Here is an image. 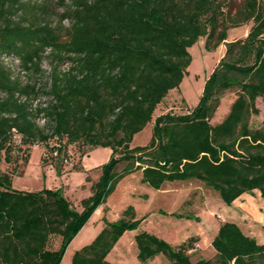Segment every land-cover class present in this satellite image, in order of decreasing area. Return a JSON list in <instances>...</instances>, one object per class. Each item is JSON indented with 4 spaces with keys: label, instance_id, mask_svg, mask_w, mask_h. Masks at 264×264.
I'll return each mask as SVG.
<instances>
[{
    "label": "trees",
    "instance_id": "trees-1",
    "mask_svg": "<svg viewBox=\"0 0 264 264\" xmlns=\"http://www.w3.org/2000/svg\"><path fill=\"white\" fill-rule=\"evenodd\" d=\"M56 1L64 12L52 27L40 21L42 6L0 0V153L10 154L13 137L25 146L43 144L58 175L68 146H80V158L97 147L108 148L110 157L97 167L94 182L90 170L72 166L90 183L80 211L61 189H15L12 175L0 170V264H60L94 211L135 171L154 190L166 182L197 180L228 206L255 190L264 202V120L259 128L249 126L251 115L258 114L256 99L264 102V0H236L234 13L225 9L235 0ZM249 22L245 38L226 41L228 29ZM199 38H205L206 51L223 45L224 54L198 103L183 114L156 116L149 142L131 146L168 92L181 84L191 62L188 48ZM2 56L16 57L20 69L31 74H38L48 57L49 83L22 84ZM233 87L239 89L236 98L212 125L220 96ZM40 95L48 101L34 105ZM122 163L126 166L117 171ZM143 219L131 205L115 221L103 218L101 230L74 251L70 264H114L108 254ZM192 241L172 246L141 231L134 236L136 258L142 264L158 255L167 264H264V243L234 222H221L211 240L216 263L192 262L187 253Z\"/></svg>",
    "mask_w": 264,
    "mask_h": 264
},
{
    "label": "rangeland",
    "instance_id": "rangeland-1",
    "mask_svg": "<svg viewBox=\"0 0 264 264\" xmlns=\"http://www.w3.org/2000/svg\"><path fill=\"white\" fill-rule=\"evenodd\" d=\"M30 4H37L41 22H47L52 27L59 24L64 9L56 0H24ZM239 1H232L225 10L234 13ZM252 23L243 24L227 31L226 41H235L246 37ZM62 26L67 28L69 22L64 20ZM205 38L188 48L191 62L187 73L178 88L168 92L167 96L157 106L152 121L140 132L133 136L131 146L146 145L152 134V124L156 116L172 112L173 114L186 113L193 108L202 94L205 81L224 54V46H218L214 51L204 49ZM5 66L13 77L18 78L22 84L35 83L45 86L49 83L51 70L50 59L45 57L40 65L38 74L22 71L16 57L2 56ZM239 80H245L237 77ZM247 81V80H245ZM239 89L233 87L220 96L219 106L210 120L212 125L219 123L227 114L231 103L236 98ZM48 97L40 95L34 100L35 104H44ZM255 105L258 114H252L249 120L251 128H259L264 120V102L257 98ZM39 126H43L42 119H37ZM49 146L55 141L50 140ZM81 147L71 145L67 148V159L62 163V174L55 170L46 147L43 144L25 146L19 138L13 137L12 151L8 156L0 153V170L12 175L13 187L24 191H39L43 188L61 189L63 196L69 200L71 206L77 211L81 210L80 200L90 194V183L85 180L83 172H72V166L81 167V161L94 168L89 169L91 182L98 179L100 170L97 168L108 161L110 150L97 147L90 154L80 158ZM27 158V162L24 160ZM126 163L118 166L120 171ZM85 170V169H84ZM141 171H135L124 177L116 186L115 191L108 197L102 208L98 207L90 216L85 225L69 243L60 264H70L74 251L90 243L103 226V218L115 221L122 216L123 210L131 205L134 207L136 218L143 221L136 230L126 231L107 256V260L114 264H142L137 258V248L134 242L136 233L146 231L163 239L172 246L192 241L193 249L189 250L190 260H211L216 263V253L210 243L221 222L230 221L237 224L244 234L254 237L258 243H264V202L257 190L252 194H244L241 199L230 206L225 205L217 191L204 186L197 180L166 182L160 190H154L140 182ZM59 239L54 238L52 245L58 246ZM146 264H167L163 255H158Z\"/></svg>",
    "mask_w": 264,
    "mask_h": 264
},
{
    "label": "crops",
    "instance_id": "crops-1",
    "mask_svg": "<svg viewBox=\"0 0 264 264\" xmlns=\"http://www.w3.org/2000/svg\"><path fill=\"white\" fill-rule=\"evenodd\" d=\"M111 152V151H110ZM91 152H89L88 154H90ZM81 163H82V167H83V169H85V170H89V169H91V168H94V166H92V165H89L88 163H84V162H82L81 161ZM89 187H90V185H89ZM14 188V187H13ZM90 195V194H89ZM243 196V195H242ZM242 196H240L238 199H236L233 203H236L239 199H241L242 198ZM103 206H101L100 208H102ZM218 229V228H217ZM119 241V240H118ZM118 244V242L116 243V245ZM115 245V246H116ZM66 252V251H65ZM64 257V256H63Z\"/></svg>",
    "mask_w": 264,
    "mask_h": 264
}]
</instances>
